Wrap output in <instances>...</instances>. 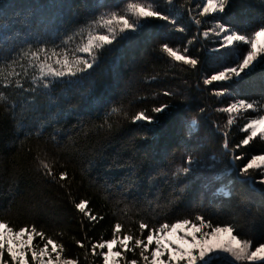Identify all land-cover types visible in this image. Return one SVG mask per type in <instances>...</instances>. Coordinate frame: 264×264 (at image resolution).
Returning <instances> with one entry per match:
<instances>
[{"label":"trees","instance_id":"16d2710c","mask_svg":"<svg viewBox=\"0 0 264 264\" xmlns=\"http://www.w3.org/2000/svg\"><path fill=\"white\" fill-rule=\"evenodd\" d=\"M126 2L0 0V66L28 44L60 45L89 20ZM150 2L175 23L148 20L133 39L118 38L106 46L83 78L56 80L44 89L33 83L35 72L29 70L18 77L23 89L0 81L7 97L0 101V219L17 228L34 224L64 245L62 258L77 264H103L90 246L110 239L117 222L123 231L145 238L141 221L156 226L203 215L214 224L234 225V234L253 246L264 243V185L259 174L247 177L239 170L253 156L264 155L259 135L248 145L241 143L248 135L241 129L264 114V66L241 78L205 84L246 46L221 49L219 37L203 36L217 23L237 31L258 29L264 23V0H229L223 13L206 16L199 15L204 0ZM164 43L187 47L198 60L196 67L173 60L162 51ZM33 87L34 92L26 90ZM241 99L256 102V110L223 111ZM164 104L170 106L168 114H158V123L131 120ZM114 108L121 111L113 113ZM192 119L198 126L189 127ZM233 150L243 159L234 161ZM38 157L54 162L57 178L67 171L69 180L45 175ZM182 167H190L189 172L177 175ZM81 200L88 201L96 221L75 208ZM139 253V248L125 252L121 263L143 264Z\"/></svg>","mask_w":264,"mask_h":264},{"label":"snow or ice","instance_id":"6c2138e0","mask_svg":"<svg viewBox=\"0 0 264 264\" xmlns=\"http://www.w3.org/2000/svg\"><path fill=\"white\" fill-rule=\"evenodd\" d=\"M228 3L229 0H204L199 15L223 13ZM154 18L175 23L168 15L162 14L150 0L149 2L127 0L122 8H109L89 20L66 40H62L60 45L53 44L49 47L39 41L35 46L28 44L27 47L17 52L14 58L6 62V67L0 66V81L4 82L5 87L15 86L23 89L24 85L18 77L27 76L29 70L35 72L33 83L44 89L49 88L56 80L67 78L68 82H72L73 78H83V74H88L89 70L98 63L99 53L106 46L112 45L118 38L133 39L135 34L142 30L144 24ZM193 19L196 24L201 23L199 19ZM179 30L183 31L182 28ZM210 33L220 38L221 49L234 48L238 43L245 45L246 48L243 53L238 54L239 58L232 65H227L222 70L206 77L205 84L211 85L214 81L241 78L242 73L247 76L257 68L264 66V23L258 29L251 31H237L231 24L217 23L215 27L205 31L203 36L208 37ZM69 42H74L75 47H67ZM161 47L164 53L177 62L191 65L193 68L198 64L196 58L187 54V47L181 50L167 43ZM16 67L23 71H16ZM8 68H11V71H8ZM26 90L34 92L36 88ZM165 94L171 95V93ZM220 94L223 93H217V95ZM6 99V95L0 92V101ZM169 107L167 104L154 107L150 113L148 110H141L134 114L131 120L149 124L158 123L157 115L161 113L167 115L166 110ZM256 108V102L241 99L223 111L238 114L242 109L255 111ZM120 111L117 108L112 110L113 113ZM124 115L127 116V113ZM234 119L235 117L229 118L227 123L231 125ZM196 126H198V121L192 119L189 127ZM107 127L111 128L112 125L108 124ZM241 130L248 133L241 141L243 145H248L258 135L264 138V114H258L250 119ZM224 147L228 149L227 143ZM37 159L45 175L51 176L53 180L59 179L65 182L69 180L67 171L59 173L57 178L53 172L54 162L40 157ZM233 159L240 161L243 157L235 155L233 150ZM187 163L189 166L192 164L191 157H188ZM189 170L190 167L178 168L176 174H187ZM239 170L247 177H252L253 173L259 174L261 177L259 183L264 185V155L253 156L240 166ZM74 206L89 220H97L96 215L88 209V201L74 202ZM123 229L124 226L121 223H115L112 237L91 244V254L101 256L103 264H121L123 254L127 251L134 252L137 248L140 249L139 255L145 264H219L221 261L224 264H264V243L253 246L251 240L241 239L238 234H234L236 233L234 225L214 224L211 219H206L203 215L184 217L173 223L163 222L156 226H150L141 221L139 229L141 235L147 230L145 238L134 236L130 229L126 231ZM37 237L40 242L33 244ZM76 243L81 248H85V244L81 241H76ZM153 244L155 247L149 258V255L145 253ZM64 251L62 243H57L52 237L46 236L34 224L17 228L10 222L0 219V264H77L76 259L62 258ZM125 264H137V261H126Z\"/></svg>","mask_w":264,"mask_h":264},{"label":"rangeland","instance_id":"374dc122","mask_svg":"<svg viewBox=\"0 0 264 264\" xmlns=\"http://www.w3.org/2000/svg\"><path fill=\"white\" fill-rule=\"evenodd\" d=\"M212 15V14H211ZM215 27V26H214ZM211 34V33H210ZM209 34V35H210ZM243 74V73H242ZM241 74V75H242ZM220 192H226L225 190H220ZM226 239V238H225ZM37 243H39V242H36L35 240L33 241V244H37ZM40 246L42 247L43 245H41L40 244ZM117 247V246H116ZM154 247H155V245L153 244L152 246H150L149 247V249H148V252H147V254L146 255H149V258H151L150 257V253H151V251L154 249ZM114 250H116V248H114ZM122 264V263H121ZM143 264H145V262H143ZM219 264H224V262L223 261H221V262H219Z\"/></svg>","mask_w":264,"mask_h":264}]
</instances>
